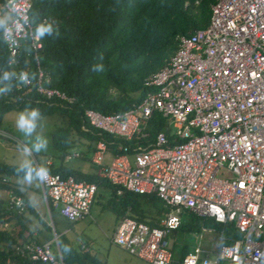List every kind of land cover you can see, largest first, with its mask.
Wrapping results in <instances>:
<instances>
[{"label": "built area", "instance_id": "built-area-1", "mask_svg": "<svg viewBox=\"0 0 264 264\" xmlns=\"http://www.w3.org/2000/svg\"><path fill=\"white\" fill-rule=\"evenodd\" d=\"M32 2L0 0V15L12 27L7 41L2 32L9 62L15 64L24 47L35 60L36 79L18 89L34 86L46 100L71 104L74 97L49 86L40 66ZM210 9L207 26L179 35L177 50L145 78L148 91L140 102L120 113L84 111L98 135L91 156L96 176L117 195L154 194L160 201L155 226L124 216L111 237L152 264L174 262L168 235L188 213L231 224L238 236L221 233L215 260L201 258L195 246L180 264H264V0H215ZM155 113L167 119L169 135L149 131ZM105 135L125 143L115 145ZM79 156L69 152L65 159ZM97 191L95 182L59 173L41 185L47 206L52 202L71 222L88 216ZM10 202L22 211L19 196L10 194ZM16 250L43 264H63L50 241H29Z\"/></svg>", "mask_w": 264, "mask_h": 264}, {"label": "trees", "instance_id": "trees-1", "mask_svg": "<svg viewBox=\"0 0 264 264\" xmlns=\"http://www.w3.org/2000/svg\"><path fill=\"white\" fill-rule=\"evenodd\" d=\"M214 2L215 0H33L29 11L33 29L40 22H50L60 33L59 38L46 37L41 41L42 47L38 54L40 66L50 77L49 86L65 92L75 100L71 104L56 99L46 100L36 92L34 86L15 88L10 94L0 97V127L7 112L23 110L26 106L39 107L44 116L62 117L65 122L57 125L51 133L55 158L59 162L43 165L51 173H59L64 177L72 175L77 180L95 182L98 187L102 184L110 185L112 197L119 196V202L125 207L124 216L155 226L162 208L154 194L124 191L117 195L115 186L95 175L72 169L63 160L73 146V133L89 140L92 143L90 150H93V143L98 135L90 127L84 115L85 109L104 114L120 113L140 102L148 91L144 86L145 78L157 71L177 50L179 35H190L207 26L211 16L210 7ZM97 64L103 65V71H94ZM4 70H28L36 73L35 60L26 51V47L17 56V62L10 64L0 32V75ZM160 130L169 135L167 119L155 113L151 118L149 131L154 134ZM105 138L114 140L115 145L125 143L124 140L109 135H105ZM110 147L115 151L114 145ZM17 167L0 161V191L7 194L5 199H0V264H43L16 250L18 245H24L31 239L40 243L25 225L27 211L51 232V226L29 205L19 190V185L12 182L11 177L17 176ZM10 194L22 199V211L10 202ZM149 201L158 202L156 217L145 213L141 206ZM48 206L49 210L53 207L50 201ZM183 216L187 220H183ZM183 216L180 226L175 230L195 232L211 227L222 230L223 234L227 231L226 236L230 239L238 236L231 224L216 223L210 218L192 213ZM16 224L21 226L17 232ZM55 233L63 264L96 262L88 254L89 251L74 245L69 236L56 230ZM46 238L51 240L52 235ZM63 245H70L72 251L64 254ZM185 253L186 249H183L181 256Z\"/></svg>", "mask_w": 264, "mask_h": 264}, {"label": "rangeland", "instance_id": "rangeland-1", "mask_svg": "<svg viewBox=\"0 0 264 264\" xmlns=\"http://www.w3.org/2000/svg\"><path fill=\"white\" fill-rule=\"evenodd\" d=\"M21 110H12L7 112L1 122L0 130V161H4L11 165L19 166L23 157L18 151V145L26 141L20 132L15 127V119L18 112ZM45 129L44 134L48 137L49 147L46 152L34 154L33 159L37 164L55 163L58 164L59 160L55 158V150L52 147L51 133L57 125H61L65 122L62 117L58 115L45 116ZM174 130V128H172ZM73 146L70 148V152H78L79 157H73L63 160V163L70 168L96 176V167L91 162L92 143L75 133L72 134ZM110 153L107 154L109 158ZM218 177H222L218 174ZM12 182L19 185L18 176L11 177ZM20 187V185H19ZM25 199L28 201L31 193H36L37 196L31 201V206L34 208L38 216L51 226V232L45 229L39 219L28 211L25 213V225L32 233L37 231L35 238H46L52 235L51 248L54 254H58L57 243L54 239L53 231H57L60 234H65L70 238H75L74 243H84L89 247V255L95 258L94 264H151L143 259H140L124 248L111 242V237L115 231L119 221L125 215V207L119 202L120 197H112V188L108 184H102L99 186L96 192L93 203L91 205L88 216L84 219L71 222L62 215L59 214V208L54 207L52 202V208L49 210L45 199L41 193L40 184H33L27 188V191L22 192ZM6 192L0 191V199H5ZM145 213L157 216L159 209L158 202L152 201L141 204ZM183 220H187L186 216H183ZM21 226L15 225V231L17 232ZM221 231L218 228L199 230L195 232H184L181 229L172 231L168 235V241L172 245V253L174 262L172 264H180L181 255L183 249L187 252L191 251L195 246H199L202 250L201 258L208 255L210 260L216 259V252L219 248V238ZM24 234H27L25 232ZM224 235H228L227 231ZM34 237V235H33ZM45 239V240H46ZM32 241L34 239H31ZM30 240V241H31ZM79 246V244L77 245ZM88 255V256H89ZM89 256V257H90ZM117 257V259H116ZM91 264V262H90ZM219 264H229L225 261H220Z\"/></svg>", "mask_w": 264, "mask_h": 264}, {"label": "clouds", "instance_id": "clouds-1", "mask_svg": "<svg viewBox=\"0 0 264 264\" xmlns=\"http://www.w3.org/2000/svg\"><path fill=\"white\" fill-rule=\"evenodd\" d=\"M9 3H11V0H9ZM20 27H22V24L18 20L16 21V29L19 30ZM11 31L12 27L3 17H0V32H3L5 41L8 40ZM59 35V29L50 22H40L34 28V39L37 41H43L46 37L59 38ZM94 71H103V65H95ZM35 79L36 74L30 73L28 70H4L0 75V97L10 94L15 88L31 84ZM45 120L46 118L39 107L26 106L16 115L15 127L18 132L27 138L25 142L18 145V151L23 157L16 169L21 192L27 191V188L33 184H45L50 178L51 170L45 165L37 164L33 159L34 154L46 152L49 147L48 137L44 134ZM36 196V193L29 195L28 202L30 206L31 201ZM62 251L64 254H68L72 251V248L70 245H63Z\"/></svg>", "mask_w": 264, "mask_h": 264}, {"label": "crops", "instance_id": "crops-1", "mask_svg": "<svg viewBox=\"0 0 264 264\" xmlns=\"http://www.w3.org/2000/svg\"><path fill=\"white\" fill-rule=\"evenodd\" d=\"M49 163H52V162H49ZM41 186V185H40ZM99 188V187H98ZM42 193V192H41ZM43 196V195H42ZM44 198V197H43ZM197 216V215H196ZM84 219V218H83ZM206 229H212L211 227H209V228H202V230H206ZM37 231H38V229L36 230V231H33V235H34V238H35V235L37 234ZM221 236V235H220ZM226 237H228V236H226ZM46 238H41V237H39L38 238V242H46L47 241V239L45 240ZM72 240H75V238L73 237V238H71ZM219 240H220V238H219ZM79 244V248H81L82 250H87V251H89V247L87 246V245H84V243H74V245H78ZM123 249V248H122ZM186 253H187V251H186ZM185 253V254H186ZM184 256V255H183ZM183 256H181V258L183 257ZM116 259H117V257H116ZM152 264V263H151Z\"/></svg>", "mask_w": 264, "mask_h": 264}, {"label": "water", "instance_id": "water-1", "mask_svg": "<svg viewBox=\"0 0 264 264\" xmlns=\"http://www.w3.org/2000/svg\"><path fill=\"white\" fill-rule=\"evenodd\" d=\"M53 234H54V239H55V241H56V239H57V234L55 233V231H53Z\"/></svg>", "mask_w": 264, "mask_h": 264}]
</instances>
